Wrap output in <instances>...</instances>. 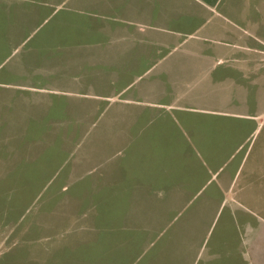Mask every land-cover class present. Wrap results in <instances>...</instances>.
Returning <instances> with one entry per match:
<instances>
[{"label": "crops", "instance_id": "obj_1", "mask_svg": "<svg viewBox=\"0 0 264 264\" xmlns=\"http://www.w3.org/2000/svg\"><path fill=\"white\" fill-rule=\"evenodd\" d=\"M60 10H72L87 25L86 40L74 48L89 54L102 48L107 66H114L109 80L121 84L91 95L108 102L102 111L106 126L118 114L133 129L122 144L139 146L138 172H121L119 183L121 191L138 194V203H148L135 204V214L144 209L150 225H159L141 263L264 264V163L247 166L244 174L237 169L208 178L205 167L213 158L203 157L199 146L219 142L197 129L216 135L223 126L182 117L207 112L253 127L257 118L247 98L264 97V0H0V58L8 54L12 31L22 35L24 15L42 19ZM25 78L22 73L19 81ZM6 80L0 78V86ZM20 86L13 90L22 97L16 105L24 115L17 127L26 129V85ZM0 102L5 104L3 94ZM148 127L156 132L144 135ZM189 145L198 146L190 155ZM241 146L223 154V161L233 160ZM206 184L213 186L203 204H193ZM157 207L164 213L157 215ZM3 233L9 240L10 233Z\"/></svg>", "mask_w": 264, "mask_h": 264}, {"label": "rangeland", "instance_id": "obj_2", "mask_svg": "<svg viewBox=\"0 0 264 264\" xmlns=\"http://www.w3.org/2000/svg\"><path fill=\"white\" fill-rule=\"evenodd\" d=\"M73 15L72 10L42 19L24 15L22 35L12 31L8 54L0 58V78L9 79L0 86L5 100L0 102V123L8 125L0 127V264H143L152 228L159 227L150 225L144 209L135 214V204L148 203L121 191V174L138 172L134 159L139 146L122 144L133 129L116 119L118 114L106 126L102 111L108 102L91 94L117 91L121 84L109 80L114 66H107L102 48L90 54L74 48L86 40L87 25ZM22 73L24 82L19 81ZM24 84L26 129H19L22 107L16 104L22 97L13 90ZM247 103L250 113L262 120L249 128L228 115L182 116L192 123L223 126L216 135L210 128L197 129L219 142L199 146L203 157L213 158L205 167L208 178L237 169L244 174L247 166L264 163V97L250 96ZM153 132L148 127L144 135ZM239 145L238 155L223 161V154H232ZM195 148L189 145L188 154ZM206 186L194 194L193 204H203L213 184ZM219 214L223 220L225 211ZM3 232L10 233L9 240Z\"/></svg>", "mask_w": 264, "mask_h": 264}]
</instances>
